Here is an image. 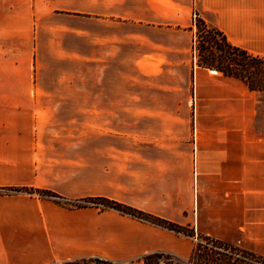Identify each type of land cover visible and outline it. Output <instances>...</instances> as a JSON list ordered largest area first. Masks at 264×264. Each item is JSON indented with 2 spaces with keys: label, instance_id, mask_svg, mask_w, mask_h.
Segmentation results:
<instances>
[{
  "label": "crops",
  "instance_id": "crops-1",
  "mask_svg": "<svg viewBox=\"0 0 264 264\" xmlns=\"http://www.w3.org/2000/svg\"><path fill=\"white\" fill-rule=\"evenodd\" d=\"M264 57V0H0V264L151 252L190 236L106 197L264 242V91L198 64L194 17Z\"/></svg>",
  "mask_w": 264,
  "mask_h": 264
},
{
  "label": "trees",
  "instance_id": "trees-1",
  "mask_svg": "<svg viewBox=\"0 0 264 264\" xmlns=\"http://www.w3.org/2000/svg\"><path fill=\"white\" fill-rule=\"evenodd\" d=\"M194 24L196 27L195 35L197 36V50H198V64L210 69L220 71L224 75L232 76L238 79H241L250 90H264V79H249L245 73L251 75L255 73L258 75V72H261V66L259 64L264 63V57L257 54L250 53L247 49L232 44L225 36L216 27L206 23L202 18H194ZM214 48L215 50H213ZM206 51V53H204ZM218 52V53H217ZM237 52L238 56L237 57ZM253 64H252V63ZM253 68L254 71H250L248 68ZM256 76V75H255ZM1 191L10 192V191H29L32 190L28 188H4ZM0 191V192H1ZM38 195L46 198H50L63 204L67 207H81V206H99L101 208H112L120 213L130 215L132 217L138 218L140 220L147 221L149 223L167 228L177 233L187 235L190 237H197L196 244L193 245L192 250L189 255V260L193 259L198 252H201V238L206 241H210V244H215V247L221 249L222 251H228L232 245L224 240L217 239L211 236L202 235L196 233L193 228L188 226H183L178 223L169 221L162 217L156 216L152 213L145 212L143 210L131 207L129 205L118 202L114 199H109L106 197H85L79 199H67L61 195L48 191V190H35ZM206 249H209L206 247ZM242 253L247 256V254L254 256L256 258H261L256 255H253L251 251L245 249H239ZM244 257V256H243ZM251 260V259H249ZM259 261V260H257Z\"/></svg>",
  "mask_w": 264,
  "mask_h": 264
},
{
  "label": "rangeland",
  "instance_id": "rangeland-1",
  "mask_svg": "<svg viewBox=\"0 0 264 264\" xmlns=\"http://www.w3.org/2000/svg\"><path fill=\"white\" fill-rule=\"evenodd\" d=\"M196 31V27H195ZM194 31V37L192 39V51L195 54L196 60H198V42H197V36L195 35ZM215 50L214 48H212ZM206 53V51L204 52ZM218 53V52H217ZM237 57L238 52H237ZM252 63V62H251ZM253 64V63H252ZM262 68L258 72V75L255 73L248 74L245 73L249 79H264V63L259 64ZM251 72L254 71V69L251 67L248 68ZM256 75V76H255ZM264 91V90H263ZM85 198V197H83ZM191 242L195 245L197 241V237H190ZM201 252H198L197 255L194 256L193 259L189 260L187 257H178L173 253L169 252H151L147 253L145 255H141L137 258L129 259L123 262H117L114 260H111L107 257L106 261H99L95 259L94 257H83L78 259H72L69 261H65V263L69 264H264V242H261L262 244L257 246V248H250L247 244V242L243 240H227L232 247L228 249V251H222L221 249H218L215 247V244H210V241H206L203 238H201ZM208 247L209 249H206ZM239 249H245L248 251H251L253 255H256L261 258H256V261L254 260L255 257L252 256V254L245 256L244 253L239 251ZM244 256V257H243ZM103 257V256H101ZM251 259V260H249ZM259 260V261H257Z\"/></svg>",
  "mask_w": 264,
  "mask_h": 264
},
{
  "label": "built area",
  "instance_id": "built-area-1",
  "mask_svg": "<svg viewBox=\"0 0 264 264\" xmlns=\"http://www.w3.org/2000/svg\"><path fill=\"white\" fill-rule=\"evenodd\" d=\"M94 258L97 259V260H99V261H106L107 260L106 258L101 257V256H96ZM48 264H69V263H65V261H60V262H52V263H48Z\"/></svg>",
  "mask_w": 264,
  "mask_h": 264
}]
</instances>
